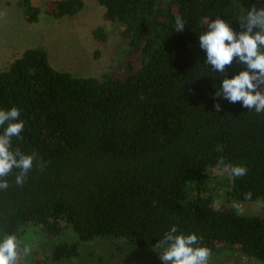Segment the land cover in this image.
I'll return each mask as SVG.
<instances>
[{
	"label": "trees",
	"instance_id": "1",
	"mask_svg": "<svg viewBox=\"0 0 264 264\" xmlns=\"http://www.w3.org/2000/svg\"><path fill=\"white\" fill-rule=\"evenodd\" d=\"M95 1L125 44L112 72L57 70L43 47L0 70V109L16 107L24 121L12 147L38 154L23 186L16 169L6 178L0 236L15 234L21 247L27 236L45 239L32 263L42 254L40 264H129L123 254L144 253L142 264H161L158 242L175 225L203 237L210 260L220 250L264 264V217L216 201L222 188L229 203L264 202V113L213 98L223 78L246 68L233 61L213 72L198 41L217 17L241 31L239 17L264 0ZM18 5L29 23L83 8L81 0ZM92 36L107 39L102 27ZM220 158L247 174L230 178L216 167Z\"/></svg>",
	"mask_w": 264,
	"mask_h": 264
},
{
	"label": "clouds",
	"instance_id": "2",
	"mask_svg": "<svg viewBox=\"0 0 264 264\" xmlns=\"http://www.w3.org/2000/svg\"><path fill=\"white\" fill-rule=\"evenodd\" d=\"M238 22L239 32L220 17L211 20L207 31L198 36L199 48L206 54L204 64L210 65L213 72L224 73L233 61L246 68L232 78H223L213 98H222L229 103L241 102V107L261 114L264 113V7L253 5L239 17ZM174 23L176 32L184 30L185 21L179 15ZM213 108L216 112L221 111L218 103H214ZM0 128H3L0 133V191H6L9 188L6 178L13 169L18 170L15 184L23 186L38 154H25L12 147V139L20 138L24 131L19 109H0ZM216 167L232 179L243 177L248 172L245 166L226 163L223 158L217 161ZM244 197L250 200L252 193H245ZM202 239L195 234H178L177 226H171L157 245L163 248L159 253L161 264H209L211 250L199 246ZM30 252L29 246L21 247V241L15 234L0 236V264H18L21 255L27 257Z\"/></svg>",
	"mask_w": 264,
	"mask_h": 264
},
{
	"label": "rangeland",
	"instance_id": "3",
	"mask_svg": "<svg viewBox=\"0 0 264 264\" xmlns=\"http://www.w3.org/2000/svg\"><path fill=\"white\" fill-rule=\"evenodd\" d=\"M19 0H0V70L18 58L25 50L43 47L48 53L52 67L68 72L77 77H98L112 72L118 65L121 49L125 44L120 39L118 27L104 20V8L95 0H81L83 8L75 15L59 20H48L45 17L35 23H29L24 18ZM54 0H30L35 7L42 8L45 3ZM97 27H102L107 36L104 43L93 39L92 33ZM122 57V56H121ZM217 202L231 206L242 215H258L264 217V202L229 203L222 188L216 192ZM238 205V207H237ZM27 236L22 246L32 244L31 252H38L45 239L38 236ZM156 256L163 250H157ZM129 254V251L125 252ZM21 255L18 264H40L44 256L39 254L36 263L31 257ZM131 255V254H130ZM128 257L121 256L122 261L129 264H142L146 254L138 253ZM72 264V263H71ZM209 264H257L247 261L240 255L217 251V255Z\"/></svg>",
	"mask_w": 264,
	"mask_h": 264
}]
</instances>
